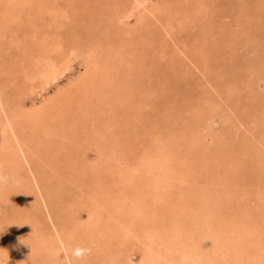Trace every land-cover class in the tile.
<instances>
[{"label": "bare ground", "instance_id": "obj_1", "mask_svg": "<svg viewBox=\"0 0 264 264\" xmlns=\"http://www.w3.org/2000/svg\"><path fill=\"white\" fill-rule=\"evenodd\" d=\"M96 1L0 0V174L6 177L0 264H264V0H238L241 10L234 12L240 31L230 34L228 45L246 39L255 51L250 61L238 48L235 57L221 60L217 35L197 25L224 2L135 0L128 7ZM150 2L153 8H145ZM183 14L196 23L182 25ZM150 15L176 48L154 45L160 34ZM96 29L123 36L115 51ZM180 32L188 44L175 36ZM152 47L156 52L145 56ZM158 53L170 54L167 67L160 68ZM83 56L79 81L45 96ZM189 60L216 81L222 102L192 95L189 79L196 74L183 71ZM221 67L228 70L219 73ZM98 94L104 104H91ZM157 97L163 104H155ZM215 107L223 130L212 137L217 148L206 160L201 133L211 130L212 120L206 121ZM183 110L192 112L186 125ZM142 119L152 140L142 133ZM162 128L169 139L157 136ZM93 149L104 159L92 161ZM76 245L91 254L76 259Z\"/></svg>", "mask_w": 264, "mask_h": 264}, {"label": "rangeland", "instance_id": "obj_2", "mask_svg": "<svg viewBox=\"0 0 264 264\" xmlns=\"http://www.w3.org/2000/svg\"><path fill=\"white\" fill-rule=\"evenodd\" d=\"M96 0H93V3L95 2ZM99 1H102V2H104V3H106V1H104V0H97L96 2H99ZM113 1V0H112ZM120 1H122V3L123 4H126L128 7L129 6H131V7H135V5H134V1L135 0H115V2H120ZM128 1V2H127ZM157 2L158 0H154V2ZM160 1H162V0H160ZM175 1H177V0H175ZM191 2H193V1H195V0H190ZM203 2L204 1H206V2H209L210 4H214V5H217V1H219V2H224V6H222V8H218V10H216L213 14V16H212V18L209 20V21H207V22H205L204 24H197V25H199L200 27L201 26H205V27H207V28H211L210 29V31H209V35H212V32H213V34L216 36L217 35V41H220V43L219 44H217V49L220 47V49H219V51L222 53V54H219V56L221 57V60L223 59V57H224V59H229L230 57H235L234 55L236 54L237 55V52H238V54H241V55H245L246 54V56H247V58L248 59H246V61H250L251 60V58H253L254 56H255V51L252 49V47H250V45H246L245 44V42H246V39H244V40H242L241 42H240V45L238 46V47H232V45L233 44H231V46L230 45H228L229 44V40H230V36L233 34V33H235V31L236 30H238V31H240L239 29H237L236 27V22H237V16L238 15H235V11H237V12H240L239 10H241L240 9V7L238 6V4H237V1L238 0H202ZM242 0H239V3L241 2ZM253 1V0H252ZM59 3H61L62 5H65V2L66 1H58ZM154 2H150L149 4L147 3V5H146V7L145 8H147V9H151V8H153V6L155 5L154 4ZM242 2H244V1H242ZM251 2V1H250ZM107 3H110V1L109 0H107ZM196 4V3H195ZM108 6V5H107ZM239 7V8H238ZM177 8L179 9L180 8V6H178L177 5ZM217 8V7H216ZM192 9H194V8H192ZM195 9H197V7L195 8ZM194 9V10H195ZM141 12H142V10H144L143 8L142 9H139ZM217 12V13H216ZM235 12V13H234ZM245 13V12H244ZM140 14V13H139ZM138 14V15H139ZM145 14H147L148 15V13L147 12H145V13H142L141 15V17H144V18H146V17H148V16H146ZM216 14H218V15H222V16H225V17H227V20H225V19H222V18H220L218 15H216ZM243 14V12H241V14H240V16ZM190 15H188V14H186L185 16H184V14L181 16H179L181 19H184V17L186 18L185 20H183V21H185V24H182V25H186V27L188 28V27H192V26H188V24H190V23H186L188 20H187V18L189 17ZM224 17V18H225ZM158 17H154V16H152V15H150L149 16V19H150V22H153L154 24H155V26L156 27H159L158 29H155V30H157V31H159V34L160 35H157L156 37L158 38L157 39V42H156V44H154V45H159V44H161L162 42H164V41H166L167 43V46H169V47H175V45H174V41L169 37L168 38V32H167V30H164V29H162V27H160L161 25H160V22H158V19H157ZM130 20H129V23H130V25H131V27L132 28H135L136 27V25H137V20H136V16H133V17H131V18H129ZM161 19H163L162 17H161ZM180 19V20H181ZM192 20L190 21H188V22H194L195 20H194V18H191ZM165 19H163L162 21H164ZM176 20V19H175ZM194 20V21H193ZM173 21V20H172ZM149 22V20H147V23ZM174 25H178L179 23L177 22V21H173L172 22ZM178 23V24H177ZM195 23H196V21H195ZM37 25H41V22H38L37 23ZM133 25V26H132ZM40 27V26H39ZM48 27H50V26H48ZM200 27H198V29L200 28ZM51 28H52V26H51ZM263 28V29H262ZM262 28H260L262 31H264V27L262 26ZM16 29V28H15ZM30 29V28H29ZM193 29H195V26H194V28ZM193 29H191V31L193 30ZM259 29V30H260ZM31 30V29H30ZM45 30V29H44ZM52 30V29H51ZM94 30H95V28H94ZM176 30V29H175ZM82 31H84V30H82ZM103 31V32H102ZM97 30L96 29V31H95V35H97L98 36V38L99 39H105V38H107V39H109L110 41H111V43H112V47H111V49L113 50V51H115V49L117 48V45L118 44H120V40H122L123 39V36H117V35H113L112 34V32H111V36H110V34L108 33V31L106 30V29H103V30ZM67 33V32H66ZM70 34V33H69ZM231 34V35H230ZM68 35V34H67ZM187 35V33H184V32H180V35L178 36L177 34H175V36L177 37V38H179L180 39V41L181 40H183V38H185V36ZM15 36L17 37V38H20L21 37V34L19 35V33H16L15 32ZM133 36H134V34H133ZM133 36H131V38L133 37ZM16 37H14V39L16 38ZM230 37V38H229ZM195 38V37H194ZM224 38H226V39H224ZM21 39V38H20ZM130 39V38H129ZM196 39H198V38H196ZM82 42L84 41V39L82 40V39H80ZM184 41H188L187 40V38H185V40ZM193 42H195L196 40H192ZM227 41V42H226ZM82 42H81V44H82ZM85 42V41H84ZM84 42H83V44H84ZM192 42V43H193ZM198 42V41H197ZM28 44L30 45V43L28 42ZM26 42H25V47H28L29 45H28ZM86 44V43H85ZM187 44H188V42H187ZM153 45V46H154ZM84 47H85V45H84ZM113 47H114V49H113ZM139 47V49H141L140 48V46L138 45L136 48H138ZM169 47H167V49H169ZM155 48V47H154ZM153 47L152 48H148V49H146L145 50V52H146V54H145V56H152V54H153V52H156V51H154V50H151V49H154ZM176 48V47H175ZM236 48H238L239 50H237ZM156 49V48H155ZM235 50H237V52L235 51ZM142 53V52H141ZM35 54H37L36 52H35ZM106 55V54H105ZM104 55V56H105ZM142 55H143V53H142ZM188 55V54H187ZM233 55V56H232ZM145 56H143V57H145ZM162 55L161 54H157V58L158 59H163L162 61H160V68H162V67H167L168 66V64L166 63V59L168 60L169 58V56H170V54H167V56L166 57H161ZM195 56H199L198 54H195ZM181 57H183V56H181ZM185 57V56H184ZM191 58V57H190ZM76 59V60H75ZM186 59V58H185ZM182 60H183V58H182ZM192 60V62L194 61V59H191ZM199 60H200V58H199ZM221 60L219 61V63L221 62ZM184 62H186V61H184ZM190 60L188 61V62H186V63H183L184 65H186V64H188L189 65V68L190 69H187L186 67H185V69L183 68V71L185 70H187V71H190V70H193V72H195V74H196V78H191L190 77V83H191V86H190V89H191V93H192V95L195 97V98H199V99H201V101H203L204 99H209V97H211L212 99H213V103L214 104H217V102L219 103V101L220 102H222V99H221V97H217L216 96V92L215 91H217V86L216 87H214L215 86V84H214V82L216 83V81H211L210 79V77H208L207 76V74H206V72H203L204 71V69H203V67H202V69L201 70H197L194 66H193V63H192ZM223 62H221L220 64H222ZM85 65H86V61H85V57L83 56V57H81V58H74V60H73V63H72V65H71V70L69 71V72H67V74H65V76L64 77H60L59 79H58V81L57 82H54V83H52L49 87H47L46 88V90H44L45 92V96H53L54 94H56L57 93V91H59V90H65L66 91V88H67V86H68V84H69V82L70 81H74V80H76V79H78V81H79V78H80V76L85 72ZM223 65H225V63H223ZM226 66V65H225ZM227 67V66H226ZM218 70H219V73L221 72H225L226 70H228V69H226V68H218ZM236 74H239L238 73V71L236 70V69H234L233 70ZM160 73V72H159ZM158 72H157V75H160ZM234 73V74H235ZM204 74H206V76L209 78H207V77H205L204 76ZM213 76V75H212ZM211 76V77H212ZM231 77L230 78H232L233 76L232 75H230ZM192 81V82H191ZM263 83H264V81H261V83H260V85H261V87L260 88H262L263 87ZM252 87H254L253 85H252ZM249 88V90L251 91V90H254L253 88ZM256 87V86H255ZM51 88V89H50ZM224 89V88H223ZM255 89H258L257 87L255 88ZM219 90V89H218ZM225 90V89H224ZM259 90V89H258ZM112 91H114V90H112ZM226 91V90H225ZM225 91L223 92V90H221V92L219 91V93L221 94V96L223 95V93H225ZM115 92V91H114ZM73 93H75V97L76 98H78V94L74 91ZM260 94V93H259ZM134 96H135V94H133ZM138 95V96H137ZM256 95H258V94H256ZM256 97V96H255ZM140 98H141V95L138 93V94H136V96H135V100H137V99H139V101H140ZM215 98V99H214ZM258 98V97H257ZM39 100L38 101H36L35 103L37 104V103H39L40 101H42V97L40 96V98H38ZM153 100H155L156 102H155V104H163L162 102H164L163 101V98H159V97H157V98H152ZM260 99V98H259ZM91 104H104V103H102V100H101V97H100V95L98 94L96 97H92L91 99ZM133 100V99H132ZM132 100H129V104H131V102H133ZM224 103H225V101H223ZM226 102H227V100H226ZM27 103H30V100H27ZM34 103V104H35ZM253 104V106H252V109H254V110H252V111H259V107L257 106V104H259V102L258 101H253L252 102ZM261 103V102H260ZM128 104V103H127ZM100 105V106H101ZM221 105H225V108L228 110V106H226V104H221ZM184 106H186L185 104H184ZM238 107V106H237ZM91 110L92 109H95V108H93V107H91L90 108ZM115 111V110H114ZM218 111L219 110H217L216 109V107H215V109H214V112H213V114H211V115H209L208 117H209V120H207L206 121V124L207 125H210V121L212 120V123H213V125L211 124V127H210V131L208 130V131H205V130H203L202 131V136H203V138H204V141H206V145H208V146H204L205 147V151H206V153H204V155H205V158L204 159H206L207 160V158H209V159H212V158H214V157H212V155H210V156H207L206 154L207 153H210V150L212 151V150H214L215 148H217V142L215 141V143H214V138H213V142L211 141V139H212V137H215V133H217V132H220V131H222L223 129L221 128L222 127V123H223V115H222V112H220L219 111V113H218ZM151 112H153V110L151 111ZM189 113V114H188ZM186 114V115H185ZM188 114V115H187ZM232 114V113H231ZM192 115V112H188V111H182V117H181V120H180V122L182 123V124H187L186 122H187V119L189 118V116H191ZM76 118V117H75ZM211 119V120H210ZM142 121V123H141V125L143 126V129H142V133H150V134H145L146 135V137H148V139H150V140H152L153 139V136H151V131H152V133H153V130H152V128L151 127H149V124H147V122H145L143 119L141 120ZM209 121V122H208ZM246 126H248V125H246ZM84 128V127H83ZM159 128H161V127H159ZM88 129V128H87ZM217 129H218V131H217ZM221 129V130H220ZM244 129V128H243ZM164 129L162 128V129H158L157 130V136H159V138H167V139H169L168 138V135H165V132L163 131ZM71 133H72V131H71ZM239 134V136L238 137H240V138H242L243 137V132H241V133H238ZM212 135V136H211ZM143 137H145V136H143ZM146 139V138H145ZM239 139V138H238ZM238 139H236V141L238 140ZM251 139H253L254 140V137H249L248 136V140L250 141ZM165 141V140H164ZM166 142L168 143V140H166ZM259 144V143H258ZM143 146V145H142ZM86 147V145L84 144L82 147H81V149L80 150H82V149H84ZM258 147V146H257ZM142 149H140L139 150V152H138V155H143V153H142V151H141ZM260 150V149H259ZM262 151V150H261ZM100 152H99V150L98 149H93V150H91L90 151V159L92 160V161H96L97 160V158H98V156L101 158H103V156L101 155V154H99ZM252 157V156H251ZM251 157H248L249 158V160L250 159H252ZM99 158V159H100ZM104 159V158H103ZM204 159H201V160H204ZM125 163V162H124ZM122 165V164H121ZM42 167H45V165H44V163H43V165H42ZM45 169H47V168H45ZM69 172V171H68ZM22 174L24 175V172H22ZM209 244H211V241H206L205 242V245H206V247H208L209 246ZM209 249V248H208ZM138 258H139V253L138 252H134V256H133V259L135 260V261H137L138 260Z\"/></svg>", "mask_w": 264, "mask_h": 264}, {"label": "clouds", "instance_id": "obj_3", "mask_svg": "<svg viewBox=\"0 0 264 264\" xmlns=\"http://www.w3.org/2000/svg\"><path fill=\"white\" fill-rule=\"evenodd\" d=\"M6 179V177H4L2 174H0V183L4 182ZM92 252V249L90 247L87 246H82V245H76L75 247H73L72 249V255L76 258V259H83L85 258L87 255H90Z\"/></svg>", "mask_w": 264, "mask_h": 264}]
</instances>
